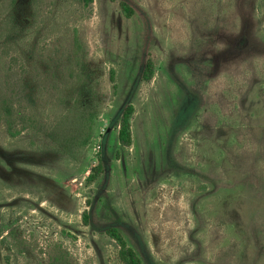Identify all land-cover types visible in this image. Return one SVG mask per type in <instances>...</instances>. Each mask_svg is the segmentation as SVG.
<instances>
[{"label":"rangeland","instance_id":"374dc122","mask_svg":"<svg viewBox=\"0 0 264 264\" xmlns=\"http://www.w3.org/2000/svg\"><path fill=\"white\" fill-rule=\"evenodd\" d=\"M88 73L100 115L66 148ZM3 97L0 264H123L112 225L143 264H264V0H0Z\"/></svg>","mask_w":264,"mask_h":264},{"label":"trees","instance_id":"16d2710c","mask_svg":"<svg viewBox=\"0 0 264 264\" xmlns=\"http://www.w3.org/2000/svg\"><path fill=\"white\" fill-rule=\"evenodd\" d=\"M15 1V0H14ZM88 4L92 3L93 0H86ZM123 9L127 16L132 15V9L125 3H122ZM78 38L75 39L76 44L79 45ZM78 48V47H77ZM80 48V47H79ZM86 69V68H85ZM85 69H80V73L84 74ZM79 75L77 79V98L76 102L80 104L79 114L74 118L76 125L74 132L64 140L63 146L73 147L75 149H83L88 146L93 137V129L100 115V108L102 102L100 101L97 92L94 91V84L92 75L88 73L83 81ZM155 74L154 62L149 58L145 64L144 71L142 73L143 80H150ZM111 80L115 81V70L111 69L110 73ZM1 112L7 118H11L13 114V108L8 103L6 97L2 98ZM135 114V106L132 102H127L123 109L113 118V124L118 126V138L119 142L123 146H131L133 142V131H132V120ZM100 162L98 165L93 166L90 173L88 174L86 181L88 184L94 183L104 171L102 165V159L99 158ZM91 215L89 210H84L82 213L83 222L86 225H90L95 228L91 222ZM10 224H6L3 230H9ZM105 233L114 239L119 245V259L123 264H143V261L137 251L128 244L123 232L117 226H109L105 229ZM50 264H66L62 260L61 256H55Z\"/></svg>","mask_w":264,"mask_h":264}]
</instances>
